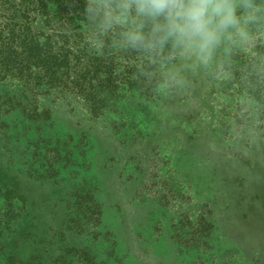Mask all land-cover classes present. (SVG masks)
<instances>
[{"label":"trees","instance_id":"1","mask_svg":"<svg viewBox=\"0 0 264 264\" xmlns=\"http://www.w3.org/2000/svg\"><path fill=\"white\" fill-rule=\"evenodd\" d=\"M82 8L83 0H0V264H202L226 249L249 255L253 243L252 261L264 264L263 226H251L264 203V141L228 153L217 146L204 127L215 116L209 81L158 93L132 54L88 51ZM249 55L234 64L241 86ZM164 139L178 142L176 170L211 204L197 211L200 237L169 223L157 235L173 200L162 189L153 202L134 192L150 167L143 145ZM124 145L134 149L132 169L117 190ZM181 188L172 185V198Z\"/></svg>","mask_w":264,"mask_h":264},{"label":"clouds","instance_id":"2","mask_svg":"<svg viewBox=\"0 0 264 264\" xmlns=\"http://www.w3.org/2000/svg\"><path fill=\"white\" fill-rule=\"evenodd\" d=\"M79 16L90 53L132 54L162 95L231 78L244 54L245 79L264 86V0H83Z\"/></svg>","mask_w":264,"mask_h":264},{"label":"rangeland","instance_id":"3","mask_svg":"<svg viewBox=\"0 0 264 264\" xmlns=\"http://www.w3.org/2000/svg\"><path fill=\"white\" fill-rule=\"evenodd\" d=\"M249 63H246L248 66ZM246 68V67H245ZM243 86L239 82L233 81V77L219 80V81H209V87L214 91L212 96V101L214 103L215 116L213 117V123L204 125V127L210 126V131L217 141L220 143L217 146H222L227 149L228 152L233 150H240L242 148H252L251 143H260L264 141V86L252 87L250 81L242 78ZM250 100H254V103H249ZM66 108V107H63ZM111 115L105 117L98 121V126L107 127L110 125L109 121ZM253 141V142H252ZM118 143V142H117ZM178 142L169 141L164 139L161 143H156L149 146L147 143L143 145L145 148L144 156L147 155L146 159L150 160V167L145 176V184H139L138 189L134 192L137 194L143 193L142 195L146 197L147 200L153 202L152 200L158 195L157 189H162L169 199L173 202L168 210L167 216L157 217L158 228L160 231L158 234L164 235V230H166V225H174L178 229L182 228L184 225L191 226L190 236L200 237L205 235V231L202 230L203 224L201 222V214H208L210 211L209 205H205V196L198 194L196 188L193 184L183 178V174L179 175V171L176 170L175 164L178 160ZM128 148V149H126ZM134 149L130 145H124V150L118 153L115 157V166L113 168L115 171V183L116 189H120L121 183L124 182L130 173L131 162L129 161L130 156L133 154ZM110 153H114L111 150ZM113 156L111 157V159ZM129 161V162H128ZM178 184L182 188L176 197L172 198L171 187L173 184ZM24 182L23 185L24 186ZM137 185V183H136ZM172 192V193H171ZM101 193V192H100ZM130 197H134V195ZM104 197V195H101ZM128 197V196H125ZM127 202L126 206L123 205L125 211H129L132 207V199L124 198ZM4 202H0V219H3L6 213V205ZM120 201L117 200V204ZM204 203V205L202 204ZM214 206V204L212 205ZM257 207V206H256ZM178 208V210H174ZM258 209L260 210V215L255 218L252 225H255L260 220V224L263 226L264 230V203L258 204ZM201 210L199 215L197 211ZM198 214V215H197ZM172 216V219L170 218ZM191 220H190V219ZM256 227V225H255ZM260 227V226H258ZM164 229V230H163ZM175 229V228H174ZM259 230V229H256ZM161 231L163 233H161ZM176 235H177V231ZM260 233V232H259ZM260 238V237H259ZM242 245V243H241ZM246 245L249 246L248 242ZM257 244L253 243L252 248H247L249 255H240L238 253H233L230 255V249H226L220 254L213 253L214 256L209 257V263L203 261L202 264H256L252 261L253 253ZM204 253H209V250H201ZM144 262L146 260H143ZM153 262V258L149 259ZM157 264V261H154ZM201 264V263H199Z\"/></svg>","mask_w":264,"mask_h":264}]
</instances>
